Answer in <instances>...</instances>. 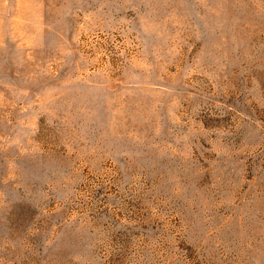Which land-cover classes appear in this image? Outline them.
<instances>
[{
  "label": "rangeland",
  "instance_id": "obj_1",
  "mask_svg": "<svg viewBox=\"0 0 264 264\" xmlns=\"http://www.w3.org/2000/svg\"><path fill=\"white\" fill-rule=\"evenodd\" d=\"M0 264H264V0H0Z\"/></svg>",
  "mask_w": 264,
  "mask_h": 264
}]
</instances>
